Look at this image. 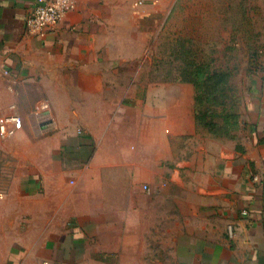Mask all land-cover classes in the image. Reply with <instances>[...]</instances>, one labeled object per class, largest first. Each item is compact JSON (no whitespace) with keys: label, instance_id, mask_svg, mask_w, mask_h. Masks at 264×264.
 <instances>
[{"label":"crops","instance_id":"0c3cea01","mask_svg":"<svg viewBox=\"0 0 264 264\" xmlns=\"http://www.w3.org/2000/svg\"><path fill=\"white\" fill-rule=\"evenodd\" d=\"M35 3L0 0V118L18 115L25 140L0 157V214L22 231L0 237V264H264V103L240 137L189 110L164 121L159 93L172 103L179 86L143 96L118 76L126 0H72L44 35Z\"/></svg>","mask_w":264,"mask_h":264},{"label":"rangeland","instance_id":"374dc122","mask_svg":"<svg viewBox=\"0 0 264 264\" xmlns=\"http://www.w3.org/2000/svg\"><path fill=\"white\" fill-rule=\"evenodd\" d=\"M137 1L126 0V6L118 12L119 20L111 27L117 46L113 58L125 65L118 71V76L142 80L143 96L150 83L157 84L161 91L166 85L179 86L178 96L172 103H166L169 92L159 93L158 104H167V108L169 104L172 106L170 110L159 107V115L164 121L170 120V116L172 120L177 119L168 114L172 110H189L196 124L205 127L196 118L199 110L222 109L233 104L241 120L233 133L238 137L244 135L248 117L252 116L255 107L264 103V0H142L141 4ZM254 48L261 53L259 61L263 68L251 73L247 70V62ZM188 58H194L197 64L209 62L210 69L228 70L223 84L224 95L218 97L220 104L205 102L199 105L195 101V95L203 91L200 86L203 79L199 78L200 82L195 84L177 77L178 69ZM180 83H183L182 87ZM216 93L220 94L219 91ZM23 141L22 136L14 133H0V157H7L8 143H13L14 157H20L24 153ZM5 168L0 164V171L5 172ZM5 216L0 214V237H10L14 232L13 236L20 238V228L13 231L6 228ZM14 222L20 224V217ZM41 225L37 215H30L31 242L36 240ZM13 264L25 263L14 261Z\"/></svg>","mask_w":264,"mask_h":264},{"label":"trees","instance_id":"16d2710c","mask_svg":"<svg viewBox=\"0 0 264 264\" xmlns=\"http://www.w3.org/2000/svg\"><path fill=\"white\" fill-rule=\"evenodd\" d=\"M260 55L261 53L257 48H254L249 53L247 70H250L251 73H255L263 68L262 63L259 61ZM189 58L178 69L177 77L182 81L195 84H198L203 79L204 81L200 85L203 91H199L195 95V101L199 105L205 102L220 104L221 99L218 100V97L219 95H224L223 84L228 77V70L221 68L210 69L209 62L197 64L194 58ZM217 91L220 94H217ZM196 118L200 122H203L204 126L211 133L232 137H234V128H237L241 122L240 114L237 109L235 111L233 104H230L228 107L225 106L222 109H201L196 113Z\"/></svg>","mask_w":264,"mask_h":264},{"label":"built area","instance_id":"2783aa9c","mask_svg":"<svg viewBox=\"0 0 264 264\" xmlns=\"http://www.w3.org/2000/svg\"><path fill=\"white\" fill-rule=\"evenodd\" d=\"M138 0L137 4H141ZM72 7V0H36V3L28 17L30 28L41 35L45 31L61 21ZM11 123V126H8ZM22 124V119L18 115H10L0 118V133L12 134ZM147 189V186L144 185Z\"/></svg>","mask_w":264,"mask_h":264}]
</instances>
